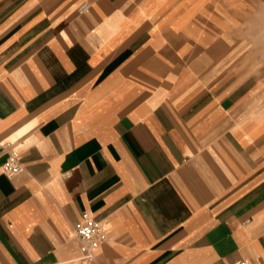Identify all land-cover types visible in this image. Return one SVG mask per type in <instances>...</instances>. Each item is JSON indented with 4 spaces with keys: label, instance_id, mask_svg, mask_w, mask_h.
Segmentation results:
<instances>
[{
    "label": "crops",
    "instance_id": "crops-1",
    "mask_svg": "<svg viewBox=\"0 0 264 264\" xmlns=\"http://www.w3.org/2000/svg\"><path fill=\"white\" fill-rule=\"evenodd\" d=\"M261 20L264 0H0V264H88L85 212L107 229L90 264H264Z\"/></svg>",
    "mask_w": 264,
    "mask_h": 264
},
{
    "label": "built area",
    "instance_id": "built-area-1",
    "mask_svg": "<svg viewBox=\"0 0 264 264\" xmlns=\"http://www.w3.org/2000/svg\"><path fill=\"white\" fill-rule=\"evenodd\" d=\"M89 3H84L80 6V12H86L90 9ZM23 170V165L20 161L18 153L13 152L9 155L6 163L3 165V171L5 175L12 178L19 174ZM75 235L81 244V260L85 263H92L95 259V252L105 241L107 237V229L105 225L92 217L89 213L82 214L81 219L75 226ZM233 264H252L246 260H238Z\"/></svg>",
    "mask_w": 264,
    "mask_h": 264
},
{
    "label": "rangeland",
    "instance_id": "rangeland-1",
    "mask_svg": "<svg viewBox=\"0 0 264 264\" xmlns=\"http://www.w3.org/2000/svg\"><path fill=\"white\" fill-rule=\"evenodd\" d=\"M254 48L255 50L250 53L251 58L258 63V67L246 68L245 71L252 73L259 82L261 91V104H264V20L260 21V26L258 28V34L254 35ZM264 106V105H263Z\"/></svg>",
    "mask_w": 264,
    "mask_h": 264
}]
</instances>
